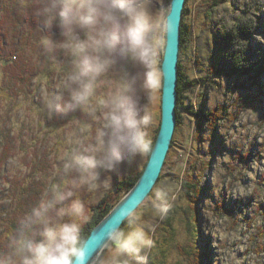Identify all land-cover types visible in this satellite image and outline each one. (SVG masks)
Masks as SVG:
<instances>
[{
	"label": "rangeland",
	"instance_id": "obj_1",
	"mask_svg": "<svg viewBox=\"0 0 264 264\" xmlns=\"http://www.w3.org/2000/svg\"><path fill=\"white\" fill-rule=\"evenodd\" d=\"M24 1L0 0V19H4L12 3ZM166 1L145 0L152 16L151 78L156 85L149 91L145 68L128 58L122 81L108 82L103 73L95 81L98 86L107 87L101 89L107 100L131 80L132 95L139 102L141 115L150 118L145 128L150 149L136 155L125 153L122 163L113 170L99 169L94 187H75L78 174L65 172L64 164L73 151L96 144V137L103 130V117L96 119L93 129H86L82 119L92 120L102 99L71 105L59 112H50L48 108L57 96H62L60 102L64 104L70 100L66 84L75 58L59 45L71 37L58 34L61 30L55 23L46 24V17L45 26L20 45L5 29L2 31L0 88L6 87L7 76L13 71L32 79L26 84L18 80L10 87L7 98L3 91L0 95V122L12 132L11 156L0 170L2 259L13 251L7 230L16 209L18 184H26L29 189L42 188L34 210L52 202L54 189L71 190L72 197L55 205L67 214L50 215L60 223H77L81 239V231L92 220L94 207L106 196L111 197L115 206L127 196L128 193L115 190L116 183L134 180L144 172L161 126L160 67L170 6ZM213 3L214 0H187L185 5L182 28L186 31V43L181 44L179 59L187 88L182 99L184 109L179 123L177 120L161 180L151 197L128 219V225L119 231L127 234L142 229L151 242L138 255L122 257L130 264H264V0H221L216 6ZM46 36L57 45L52 51L46 49ZM79 38L87 39L86 33H79ZM125 53L121 51L115 59L122 61ZM217 110L224 112L225 117L218 120L213 130L210 114L213 116ZM54 116L64 122L62 128L48 126ZM188 176L200 190L193 199L196 203L183 193ZM73 201L82 205L79 215L69 209ZM32 214L20 217L19 221L28 223ZM192 245L199 258L193 256ZM114 248L112 240L97 264L111 261Z\"/></svg>",
	"mask_w": 264,
	"mask_h": 264
},
{
	"label": "clouds",
	"instance_id": "obj_2",
	"mask_svg": "<svg viewBox=\"0 0 264 264\" xmlns=\"http://www.w3.org/2000/svg\"><path fill=\"white\" fill-rule=\"evenodd\" d=\"M46 24L61 30L71 37L59 46L69 51L74 59V70L69 74L66 87L70 92L67 104L61 103L62 96L49 103L50 112H59L71 105L85 104L94 90V82L106 72L115 57L128 52L129 59L145 68V82L149 91L156 85L151 78L152 61L149 31L151 13L145 0H49L43 9ZM84 32L87 39H80ZM48 51L56 47L53 40L44 38ZM131 80L105 101L103 130L96 137L94 146L82 151H73L64 164L65 172L78 174V183L95 186L99 169L113 170L122 163L125 153L136 155L150 149L145 128L149 116L141 115L139 102L132 95ZM105 186H108L106 180ZM73 196V192L53 190V200L40 209L34 210L32 223L36 230L31 235L21 234L15 242L12 254L0 259V264H87L86 254L80 246V226L69 220L58 222L56 217L67 213L55 205ZM73 214L82 212V205L73 201L69 206ZM112 240L115 244L114 257L106 264H130L122 259L126 254L138 255L142 248L150 245L142 229L130 233L117 232ZM146 259V258H141Z\"/></svg>",
	"mask_w": 264,
	"mask_h": 264
},
{
	"label": "trees",
	"instance_id": "obj_3",
	"mask_svg": "<svg viewBox=\"0 0 264 264\" xmlns=\"http://www.w3.org/2000/svg\"><path fill=\"white\" fill-rule=\"evenodd\" d=\"M220 1L221 0H214L213 5L215 6L218 5V2L220 3ZM222 1H226V0H222ZM19 2L12 3L11 8L7 10L6 13H4V16H5L4 19L3 20L0 19V39L3 38L2 31L5 29V31L9 33V35L12 36L16 45L22 44L23 40H26L30 36H32L37 29H39L42 26L43 27L45 26L44 18L46 16L43 14V9L48 6L49 0H25L24 3L22 4H20ZM1 3L2 2H0V5ZM170 3H171V0L166 1V4L170 5ZM60 33L61 31H58V34ZM45 38H47V36ZM185 43H186V31L184 30V28H182V46ZM14 53L15 52L13 51L6 57L11 56ZM129 55L130 54L126 52L124 55V59H122V61L114 59V62L111 63L108 70L103 73V76H106V75L108 76V79H109L108 82H113L114 80L122 81V78L125 77L126 70H127V67L125 66L127 62V58L128 60H130ZM5 59L6 58H3V60ZM182 69H183L182 65H179V86H178L179 102L177 105L178 123L181 117V110L184 109V106L182 104V99L184 97V93L187 91ZM246 71L248 72L249 70H246ZM43 74H46V73H43ZM7 77L8 79H6V87L0 88V95H1V91H3L5 93L6 98L9 95L10 87L13 84H16L18 80L22 81L25 84L30 83L32 80L28 78L25 74L23 75L15 71L10 72ZM104 87L105 86H98L97 82L94 83V90L88 99V103L89 102L97 103L98 99L100 98L102 99V101L99 107L96 106V113L92 120H90L89 118H85V120L82 119V124H84L85 127H87L86 129L88 128L93 129L92 125L96 121V119L99 117H103L104 110H106L104 107V103L106 100L104 99H106L107 97L105 92L103 91L101 92V89ZM218 113H219V110L215 111L213 116L212 114H210V118L213 117V119L210 120L211 121L210 126H211V129L213 130L217 126L218 120L225 117L224 112L222 114L220 113L218 114ZM48 126L51 129H58L64 126V122L57 116H54L52 121L48 124ZM158 132H159V129H158ZM11 133H12L11 130H8L7 128L2 127V122H0V146L3 147L2 152L0 153V170L2 169V166L6 164V162H8L11 156V152H12ZM156 139H157V136H156ZM154 144L155 142L152 145V149L154 147ZM142 174L143 172L140 174L139 177H141ZM139 177L134 180H126V181L116 183L115 190L119 192L124 191L126 193H129V191H131V189L137 184L138 180L140 179ZM160 180H161V177H160ZM16 187L19 189V193L16 194V202H17L16 209L14 211V217L11 220V226L7 230L8 239H12L11 245L13 248L15 246V242L21 238L22 233L25 235H31L33 231L36 229V226L32 223V220L26 223L23 220L22 222L19 221V218L20 217L25 218L26 216L32 214V212L34 211V206L38 205L39 195L42 192V188L39 186H34V187H31V189H29L30 187L26 184L22 186L18 184ZM182 189H183V193L186 195V197L191 202L195 201L193 199L196 198L195 196L196 194H200V190L198 189V187L195 186L190 176H188L186 181L183 183ZM149 197H151V195ZM114 207H115V204H112L111 197L106 196L100 202L98 206L93 208L94 214H93L92 220L87 224V227H85L81 231L80 246L82 248L84 247L85 242L91 235L94 228L113 210ZM195 220H196V217H195ZM129 222L130 221L127 220L122 226V228L128 225ZM168 227H170V225H168ZM18 229H20V234L17 233ZM191 249L193 250V253H194V254L192 253L193 256L199 258L200 254L198 251H195L194 245L191 246ZM2 255L4 254L0 252V259L3 258ZM190 257H192L191 254H190ZM153 264H156V263H153Z\"/></svg>",
	"mask_w": 264,
	"mask_h": 264
},
{
	"label": "water",
	"instance_id": "obj_4",
	"mask_svg": "<svg viewBox=\"0 0 264 264\" xmlns=\"http://www.w3.org/2000/svg\"><path fill=\"white\" fill-rule=\"evenodd\" d=\"M187 0H171L167 16L166 47L162 62L163 89L161 126L149 162L127 196L94 228L83 250L87 264H97L102 253L124 223L150 196L157 185L177 127L179 102V59L182 44V20Z\"/></svg>",
	"mask_w": 264,
	"mask_h": 264
},
{
	"label": "bare ground",
	"instance_id": "obj_5",
	"mask_svg": "<svg viewBox=\"0 0 264 264\" xmlns=\"http://www.w3.org/2000/svg\"><path fill=\"white\" fill-rule=\"evenodd\" d=\"M210 114V113H209Z\"/></svg>",
	"mask_w": 264,
	"mask_h": 264
}]
</instances>
